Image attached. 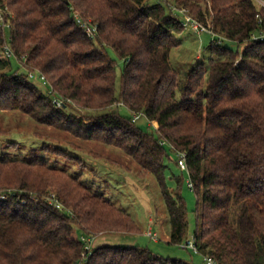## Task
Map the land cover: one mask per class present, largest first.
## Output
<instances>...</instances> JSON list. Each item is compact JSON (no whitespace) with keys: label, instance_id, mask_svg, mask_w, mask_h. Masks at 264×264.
<instances>
[{"label":"trees","instance_id":"1","mask_svg":"<svg viewBox=\"0 0 264 264\" xmlns=\"http://www.w3.org/2000/svg\"><path fill=\"white\" fill-rule=\"evenodd\" d=\"M173 7L215 36L207 65L191 67L180 96L170 56L185 27ZM76 16L97 27L94 38ZM260 34L264 7L255 0H0V111L122 150L141 178H155L174 245L188 238L189 211L168 161L170 152L185 153L199 255L216 264H264V39H252ZM220 39L246 46L240 53ZM108 49L124 61L119 92ZM13 61L25 72L13 70ZM30 73L49 85L38 87ZM119 107L141 113L155 131ZM54 191L63 210L48 202ZM74 226L87 238L140 232L131 215L79 177L42 160L0 158V264H194L139 246L87 251Z\"/></svg>","mask_w":264,"mask_h":264},{"label":"rangeland","instance_id":"2","mask_svg":"<svg viewBox=\"0 0 264 264\" xmlns=\"http://www.w3.org/2000/svg\"><path fill=\"white\" fill-rule=\"evenodd\" d=\"M255 2L258 7H264L262 0H255ZM187 37L186 41H182L179 47L172 50L170 56L171 65L179 73L180 83L176 91L178 96L181 95L182 86L191 67L196 63L207 65L210 57L209 47L213 40L212 35L205 32L192 31ZM221 41L240 53L246 46L244 43L239 45ZM108 53L117 62V91L119 92L124 61L112 49H108ZM13 70L19 73L25 72L24 68L15 61H13ZM34 83L42 88L41 82L36 80ZM118 111L123 116H132L124 107H119ZM80 112L86 113V111ZM138 126L145 131L152 133L155 131L145 117L138 121ZM58 149L79 158L80 162L59 156L55 152ZM167 149L170 150V148ZM170 155L168 167L183 181L182 195L189 211L187 242H191L195 230L196 195L188 186L189 175L178 168L176 155L171 152ZM0 158L23 161L42 160L51 167L66 171L73 177H79L93 193L103 195L117 208L131 215L140 228L139 233L109 232L95 235L88 243L91 249L100 246H139L164 258L207 264L204 256L183 248L182 244L169 243V216L155 178L152 175L141 178L138 164L122 150L99 142L81 140L55 127L39 124L21 112L0 111ZM174 186V181L169 180L168 188L173 189ZM53 194H56L55 191ZM73 236L80 240L85 237L77 226H74Z\"/></svg>","mask_w":264,"mask_h":264},{"label":"built area","instance_id":"3","mask_svg":"<svg viewBox=\"0 0 264 264\" xmlns=\"http://www.w3.org/2000/svg\"><path fill=\"white\" fill-rule=\"evenodd\" d=\"M159 1H164V0H159ZM172 12H173V16L177 20H179L183 23V25L185 27V31H187V32L195 31L197 33L205 32V33L212 35L213 39L215 38L214 34L210 30H208L207 28H205L204 26H202L201 24L196 22L194 19H192L188 15V12L186 10L173 7ZM76 17H77L78 23L86 31L88 36L94 38L96 35L97 27L90 25L89 21H83L79 16H76ZM252 39L255 41L263 40L264 34L254 35ZM219 41L221 42V40H219ZM5 54H6V56H11L12 55L11 50H9V48H6ZM29 79L32 81H36V80L40 81L44 85H49L46 77L44 75L39 74V73H30ZM55 103L58 107H61L63 105L62 101H60V100H55ZM132 118H133L132 120L134 123H138V121L141 118H143V115L141 113H135V114H133ZM162 145H165V143H162ZM176 157H177L178 168L180 170L186 172L189 175V171H188V167H187V163H186V154L183 152H178V153H176ZM188 186L191 188V190L194 189V185H193V182L191 181L190 177H189V181H188ZM48 202L50 205L54 206L56 209L63 210L62 204L57 199L56 195L52 194L51 196H49ZM150 236L152 237V234H150ZM82 241L85 243L86 250L90 251L91 247L88 245V243L91 242V238L83 237ZM182 247L185 249L192 250L196 254H199V251H198V248L196 246L194 237H193V240L191 242H187V240H186L184 243H182ZM204 260L207 264H216L215 260L209 256H204Z\"/></svg>","mask_w":264,"mask_h":264},{"label":"crops","instance_id":"4","mask_svg":"<svg viewBox=\"0 0 264 264\" xmlns=\"http://www.w3.org/2000/svg\"><path fill=\"white\" fill-rule=\"evenodd\" d=\"M189 33L190 32L184 31L183 35L182 34L178 35V39H181V41H186L188 39L187 35Z\"/></svg>","mask_w":264,"mask_h":264}]
</instances>
